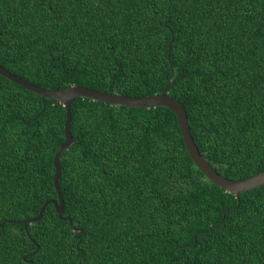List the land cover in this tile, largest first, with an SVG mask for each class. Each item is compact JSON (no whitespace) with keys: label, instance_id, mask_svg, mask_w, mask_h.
<instances>
[{"label":"trees","instance_id":"1","mask_svg":"<svg viewBox=\"0 0 264 264\" xmlns=\"http://www.w3.org/2000/svg\"><path fill=\"white\" fill-rule=\"evenodd\" d=\"M0 64L46 89L137 98L174 74L210 165L264 172V0H0ZM71 112L65 212L50 204L26 228L58 198L66 109L0 74V264H264V185L238 206L195 166L173 111L78 98Z\"/></svg>","mask_w":264,"mask_h":264},{"label":"water","instance_id":"2","mask_svg":"<svg viewBox=\"0 0 264 264\" xmlns=\"http://www.w3.org/2000/svg\"><path fill=\"white\" fill-rule=\"evenodd\" d=\"M171 43L172 40L169 44L168 58H170V53L172 50ZM0 74L6 77L7 79H9L10 81L14 82L15 84L31 92H34L43 98H51L58 100L63 104V106L66 109V121L64 126L65 140L57 148L53 162L55 167L54 186L58 194V198L48 200L42 206L38 216L24 221L26 228L28 224H32L40 221L44 215L47 206L50 204L54 205L55 210L60 217H62V215L65 212V201L63 197V192L59 184V180L62 172L60 160L62 157V152L64 150L69 149L71 145L74 143V139L71 134V123H72L71 106L73 102L78 98H87L92 101H98L110 105L125 106L130 108H151L156 106H163L173 111L177 117L179 130L183 138L186 150L190 158L192 159L193 163L195 164V166L206 177V179H208L214 185L227 192L233 193L237 198L238 206L240 205L241 202L240 195L242 193L253 190L255 188L262 187L264 185V172L259 173L245 180L236 181L221 175L205 159V157L201 154L191 134V130L189 126V118L185 108L180 102H178L175 98L169 95V88L176 80V78H174V74H172L167 85L160 94H154L140 98L121 95L114 92H110V93L101 92L98 90H94L88 87L78 86V85H71L67 88H62V89L59 87L55 89H46L37 86L29 81H26L23 78H20L19 76L6 70L1 64H0ZM229 212H231V210H229L227 213ZM226 214L223 216L222 221L224 220ZM64 219L66 218L64 217Z\"/></svg>","mask_w":264,"mask_h":264}]
</instances>
